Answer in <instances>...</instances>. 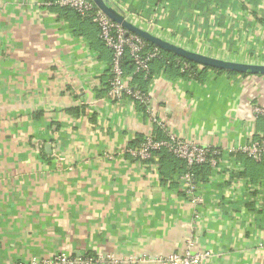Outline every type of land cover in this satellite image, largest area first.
I'll return each mask as SVG.
<instances>
[{"label": "crops", "instance_id": "obj_1", "mask_svg": "<svg viewBox=\"0 0 264 264\" xmlns=\"http://www.w3.org/2000/svg\"><path fill=\"white\" fill-rule=\"evenodd\" d=\"M109 2L189 49L264 63V0ZM110 62L88 18L0 0V264L55 252L160 264L187 249L208 251L204 264H264V159L232 150L264 136V76L162 67L130 83L176 138L225 151L194 205L158 162L129 153L157 127L143 104L107 93Z\"/></svg>", "mask_w": 264, "mask_h": 264}, {"label": "built area", "instance_id": "obj_2", "mask_svg": "<svg viewBox=\"0 0 264 264\" xmlns=\"http://www.w3.org/2000/svg\"><path fill=\"white\" fill-rule=\"evenodd\" d=\"M50 4L51 2H45ZM60 7L73 9L77 14L88 18L98 28V35L102 43L111 52V62L109 66L110 76L108 80L107 93L115 99L121 100L128 97L145 106L146 111L150 113L151 121L157 128L162 130L164 138H155L148 134L138 148H128L129 153L136 159L144 162L151 158L152 152L161 148H166L177 159L183 160L188 168L195 164L204 163L208 156L224 154V150L210 146L202 145L194 141L178 139L168 131L165 122L156 117L150 108L151 98L147 92L132 87L128 75L123 68V62L126 56L133 64V72H142L148 74L149 62L154 58L161 57L160 49L157 46H148V42L139 35L127 32L120 24L106 16L98 9L91 0H56L54 2ZM159 34V33H157ZM160 35V34H159ZM187 67L182 64V69ZM200 69V68H199ZM255 116L264 115V107L254 108ZM244 156L260 162L264 159V136L249 140L245 144L232 148ZM231 150V151H232ZM219 159L210 158V164L217 167ZM184 195L194 205L198 203L197 190L199 181L188 170L177 178ZM210 253L208 251L192 253L189 249L183 253H171L164 258L154 259L160 264H204ZM142 261L141 259H138ZM133 261V260H132ZM112 256L81 254L71 256L64 252H55L50 255L29 259H20L9 264H115Z\"/></svg>", "mask_w": 264, "mask_h": 264}, {"label": "trees", "instance_id": "obj_3", "mask_svg": "<svg viewBox=\"0 0 264 264\" xmlns=\"http://www.w3.org/2000/svg\"><path fill=\"white\" fill-rule=\"evenodd\" d=\"M55 1L56 0H45V2H51L50 5L57 7L61 11L62 10H72L75 13V15L79 16V18L87 19L77 14L71 8L60 7L56 5L54 3ZM148 46L152 47L154 45L151 43H148ZM160 53H161V57L154 58L149 62V71L147 75H144L142 72L132 73L130 83L133 86L136 84V86L142 87V85L140 84L144 82H148L151 79L152 71L154 69L156 70L161 69L162 67L164 68L166 72H172V75L184 77V78H198L199 76L202 75L203 72H206L207 70H213L217 72H226L228 74L239 75L242 77L263 76V75H250V74L233 72V71H225V70H220L216 68H211L208 66H202L195 62L189 61L185 58L179 57L171 52L165 51L163 49H160ZM183 63L187 64V67L185 69H182ZM123 68L127 72H130L133 69V64L131 60L128 58V56H126L124 59ZM139 79L140 81H138ZM140 90L146 92V90H143V89H140ZM156 130H157L156 132L152 133L153 137L164 138V135L160 132V129L157 128ZM143 141L144 139L138 141L137 144L131 148H138ZM210 158H215L218 160L220 158V155L219 156L218 155L208 156L207 160L204 163L195 164L192 167L188 168L183 160H180L174 157L170 152L167 151L166 148H161L159 150L153 151L151 158L145 161H154V162L156 161L160 164L159 173L161 174V178L163 180H173L175 178V180L178 181L177 178L181 174L189 170L197 181L203 182V181H206V179L211 174L212 169H213V167L210 164ZM152 159H155V160H152ZM88 255H91V254H88Z\"/></svg>", "mask_w": 264, "mask_h": 264}, {"label": "water", "instance_id": "obj_4", "mask_svg": "<svg viewBox=\"0 0 264 264\" xmlns=\"http://www.w3.org/2000/svg\"><path fill=\"white\" fill-rule=\"evenodd\" d=\"M91 1L106 16L125 28L127 32L139 35L148 43H151L160 49L171 52L179 57L185 58L202 66H208L225 71L264 76V63L237 61L189 49L181 44L167 40L161 35L144 27L142 24L131 20L128 18L127 14L120 9V7L110 3L109 0Z\"/></svg>", "mask_w": 264, "mask_h": 264}, {"label": "rangeland", "instance_id": "obj_5", "mask_svg": "<svg viewBox=\"0 0 264 264\" xmlns=\"http://www.w3.org/2000/svg\"><path fill=\"white\" fill-rule=\"evenodd\" d=\"M145 27V26H144ZM148 28V27H147ZM167 36V35H166ZM169 39H172V40H175V41H177L178 39H175V38H169ZM195 51H198V50H195ZM162 120V119H161ZM162 121H164V120H162ZM36 257H39V256H36ZM31 258V257H30ZM27 259H29V258H27Z\"/></svg>", "mask_w": 264, "mask_h": 264}]
</instances>
